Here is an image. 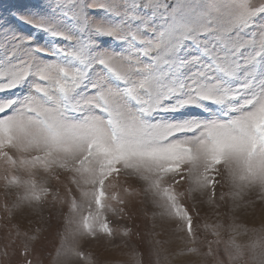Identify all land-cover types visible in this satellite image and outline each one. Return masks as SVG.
<instances>
[{
	"label": "snow or ice",
	"instance_id": "snow-or-ice-1",
	"mask_svg": "<svg viewBox=\"0 0 264 264\" xmlns=\"http://www.w3.org/2000/svg\"><path fill=\"white\" fill-rule=\"evenodd\" d=\"M0 182L6 264H45L65 205L75 238L123 245L127 264H264V224L240 223L264 216V0H15L0 12ZM186 200L213 207L216 239ZM68 231L48 264H95Z\"/></svg>",
	"mask_w": 264,
	"mask_h": 264
},
{
	"label": "rangeland",
	"instance_id": "rangeland-1",
	"mask_svg": "<svg viewBox=\"0 0 264 264\" xmlns=\"http://www.w3.org/2000/svg\"><path fill=\"white\" fill-rule=\"evenodd\" d=\"M15 0H0V12H3L10 4L14 3ZM2 183V182H0ZM61 191H63L61 187ZM109 193L113 191H120V189H109ZM222 191H226L224 188L217 187L216 189V196L217 199ZM3 193L2 188H0V204L3 203ZM185 205L189 208V211L193 214V228L194 231L198 234V237L201 241L205 239L208 240L216 239L210 233V231H206L204 228L205 224H214L217 222V217L214 214L213 207L207 204L199 205L196 209L192 208L191 201H184ZM198 213V215H197ZM4 213L2 209H0V216H3ZM109 223L113 228L127 226L133 227L136 230L141 232L147 231L150 227V221H145L138 216H134L132 220L120 221L116 217H114L111 213H108ZM44 216L47 219L49 216V212L47 210V206L44 211ZM56 229L53 231L52 235L49 237V242L47 248L42 252L38 253V256L42 257L45 261V264H48V261L51 260L49 256L50 251H54V248L59 245V238L56 236V230L61 233H65V229H69L66 233L67 240L69 244L77 243L79 244V249L81 252L84 253V256L91 257L95 264H101L103 261H112L115 264H127L129 260V249L121 245L120 247H110L107 246L102 240H91L89 238L77 239L73 236V230L75 229V224L68 223V216H67V206L65 205L62 209L58 210L56 213V217L53 221ZM240 223L246 225L249 228H259L261 224H264V216L261 215L259 208L256 209L255 213L252 214L249 212L248 214H241L240 216ZM40 224L34 225V227H40ZM175 226L172 225L171 227H166L165 231L159 237L162 241L170 240L173 243L170 245L165 244L164 247L169 248L171 250L176 245L182 246L181 242L177 238L178 234L173 232V228ZM159 230V229H158ZM222 243L220 247H223V242L229 239L227 233L222 232L220 237ZM0 264H6V262L0 261ZM73 264H88L87 259H80L77 258Z\"/></svg>",
	"mask_w": 264,
	"mask_h": 264
}]
</instances>
